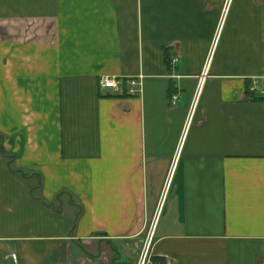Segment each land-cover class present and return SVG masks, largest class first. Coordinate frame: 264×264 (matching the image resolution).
<instances>
[{
	"label": "crops",
	"instance_id": "0c3cea01",
	"mask_svg": "<svg viewBox=\"0 0 264 264\" xmlns=\"http://www.w3.org/2000/svg\"><path fill=\"white\" fill-rule=\"evenodd\" d=\"M226 1L0 0V264H264V0Z\"/></svg>",
	"mask_w": 264,
	"mask_h": 264
},
{
	"label": "built area",
	"instance_id": "2783aa9c",
	"mask_svg": "<svg viewBox=\"0 0 264 264\" xmlns=\"http://www.w3.org/2000/svg\"><path fill=\"white\" fill-rule=\"evenodd\" d=\"M229 1L227 0L225 3V9L228 8L229 6ZM216 44V43H215ZM213 50V49H212ZM211 52L207 58V62L205 64L204 70L199 78V82H198V88L192 103V107H191V111H190V116H189V123L191 122L192 119V114L196 108L197 103L199 102V98H200V91L201 88L203 86L204 81L206 80L208 73H209V64H210V58H211ZM179 59H175L173 60V64L178 63ZM128 84H129V88L126 91V94L128 96L131 97H135L137 96L142 89V78H131L128 80ZM121 86H122V81L116 78H110V77H102L99 80V87L102 91H112L115 94L121 93ZM251 93L256 94L257 92L259 93V96H263L264 95V91H261L258 89L257 84H254L251 87ZM178 102V96L177 95H172V105L175 106L177 105ZM148 244V243H147ZM147 244L145 245L143 252L141 254L140 257V261L138 264H147L148 263V254H149V247H147ZM13 259L15 262H17V258L16 256H13Z\"/></svg>",
	"mask_w": 264,
	"mask_h": 264
},
{
	"label": "trees",
	"instance_id": "16d2710c",
	"mask_svg": "<svg viewBox=\"0 0 264 264\" xmlns=\"http://www.w3.org/2000/svg\"><path fill=\"white\" fill-rule=\"evenodd\" d=\"M253 96H254V94H253ZM1 151H2V153H3L4 155H6L7 158H9V159L12 158L11 156L7 155V153L5 152V150L3 149V147H1ZM9 164H10V162H9Z\"/></svg>",
	"mask_w": 264,
	"mask_h": 264
},
{
	"label": "rangeland",
	"instance_id": "374dc122",
	"mask_svg": "<svg viewBox=\"0 0 264 264\" xmlns=\"http://www.w3.org/2000/svg\"><path fill=\"white\" fill-rule=\"evenodd\" d=\"M164 180H162V183H163ZM166 191V190H165Z\"/></svg>",
	"mask_w": 264,
	"mask_h": 264
}]
</instances>
